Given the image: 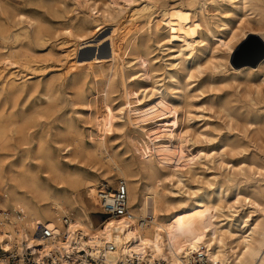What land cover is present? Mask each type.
Segmentation results:
<instances>
[{"label":"rangeland","instance_id":"1","mask_svg":"<svg viewBox=\"0 0 264 264\" xmlns=\"http://www.w3.org/2000/svg\"><path fill=\"white\" fill-rule=\"evenodd\" d=\"M204 2L202 5L193 0H0V21H6L16 32L27 29L30 35L20 44L27 63L17 60L3 73H12L17 82L38 83L39 89L49 81L56 83L53 96L56 107L49 115L33 116L27 132L44 134L68 167L80 165L101 184L107 185L102 177L104 167L83 158L72 160L61 150L68 143L61 133L69 125L87 142L103 138L107 149L130 165L141 182L152 174L149 164H157L158 173L167 177L164 189L170 198L175 195L168 193L178 192L179 188L184 193L199 190L197 194L222 185L228 194L223 198L224 212L250 210V204L242 200L235 203V209L227 208L237 193L259 195L264 187V82L254 66H242L251 69L243 74L236 72L242 68L233 58L237 40L229 56L219 40H227L231 32L239 35L241 29L247 28L259 32V38L262 24L256 21L261 19V3L248 0L246 6L251 10L247 11L249 16H244L246 11L238 10L239 2L235 0ZM145 3L154 6L150 24H137L122 40V46L118 47L120 58L107 86L104 76L87 65L94 58L107 61L109 37L121 31L119 17ZM172 9L176 11L174 15H183L185 20L175 24L174 38L164 32L166 18L162 15ZM187 16H194L195 21L204 17L214 36L206 32L207 41L199 43L190 31ZM29 20L46 30L45 42L35 40V24L29 27ZM78 23L84 24L80 31L76 29ZM66 27L68 33L61 30ZM133 41L137 48H126ZM253 47L250 42L243 52H250ZM72 48L77 50L76 58L66 55ZM86 55L92 58L80 59ZM73 60L72 70L69 65ZM36 67L41 71L31 69ZM79 77L87 101L75 93L73 79ZM145 88H153L154 95L144 98ZM23 97L27 107L39 96L32 92ZM95 98L105 103L107 120L97 118ZM121 106L125 109L118 114ZM139 133L145 135L144 139L137 136ZM177 157H184L186 162L178 168L184 186L178 185L175 175L169 177ZM53 176H50L52 184L57 185L58 179ZM116 183L117 180L109 189ZM89 198L97 209L91 214L93 225L102 228L105 220L100 222L94 197L81 192L76 200L86 202Z\"/></svg>","mask_w":264,"mask_h":264},{"label":"bare ground","instance_id":"2","mask_svg":"<svg viewBox=\"0 0 264 264\" xmlns=\"http://www.w3.org/2000/svg\"><path fill=\"white\" fill-rule=\"evenodd\" d=\"M193 1L205 4L204 0ZM235 1L239 2L237 9L243 11L242 13L246 11L244 14L246 16L247 11L251 10L246 6L248 0ZM255 1L261 3V19L256 23L262 24L263 33L259 39L264 44V0ZM153 7L150 3H145L119 17L121 31L115 33L113 30L115 36L109 37L110 54L106 55L107 61H104V58L103 61H97V58L93 57L94 61L87 65L97 69L98 73L104 76L105 85L109 86L112 73L114 74V65L120 58L118 47L122 46V40L132 33L137 24L141 22L150 24ZM175 13L173 9L162 13L166 18L164 32L172 38L177 35L175 24L179 25L185 21L183 15L177 16ZM194 18L187 16L190 31L197 37L199 43L207 41L206 32L212 34L209 23L204 17L200 21H195ZM33 24L35 22L29 20V27ZM82 26L78 23L76 29L80 31ZM12 28L6 21H0V66L4 67H0V207L10 210L21 209L24 212L25 221L20 226L19 237H28L30 229L36 223L45 224L54 231L60 230L57 216L64 213L70 221L65 227L68 236L63 247L74 242L78 248L89 246L96 253L100 246L111 243L116 246L113 253L117 256L134 253L151 264H192L196 259L208 264H264V187L259 195L237 193L235 201L227 208L235 209V203L242 200L250 204V210L235 209L226 213L223 211L225 207L223 198L228 194L222 185H217L212 191H201L197 194L199 190L184 193L179 188L178 192L168 193L175 195L170 198L164 189V180H167V177H162L158 173L157 164H149L152 174L147 177L146 182H141L130 165L122 163L117 154L107 149L103 138L87 142L75 127L69 125L61 133L68 141L61 150L68 153L67 157H71L72 160L83 158L104 167L105 173L102 177L107 182V185H104L91 174L92 172L89 173L80 165L68 167L61 160L57 150L49 145L44 134L34 135L33 132L29 134L28 121L33 116L49 115L56 107L53 101L56 83L49 81L39 89L38 83L29 84L28 80L17 82L12 73H3L9 66L15 65L17 60L26 62L24 60L26 55L21 51L20 44L24 39L30 38L28 30L16 32ZM68 29L66 27L61 30L67 32ZM33 32L35 40L40 44L47 40L46 30L37 23ZM258 34L256 30L241 29L239 35L231 32L227 40L219 41L229 56L244 38ZM235 40L237 43L233 47ZM126 48L136 49L137 44L135 41L128 42ZM76 51L72 48L67 50L66 55L75 57ZM190 55V60H193V55ZM91 58V55H86L80 59ZM74 64L75 61L71 62L69 68L72 69ZM254 67L264 82V55ZM31 69L41 71L38 67ZM249 70H251L249 67H242L237 68L236 72L243 74ZM81 78L73 79L76 84L74 90L78 97L87 101L88 96L79 86ZM153 91V88L142 89L144 98L153 96ZM157 91L160 90L157 88ZM32 92L38 93V100L26 107L23 95H30ZM159 94L163 97L162 91ZM93 104L97 108V118L107 120L103 100L95 98ZM124 109L125 106H121L117 113H123ZM137 136L144 139L145 135L139 133ZM184 157L176 158L169 175L177 177L179 186L185 185L178 170L185 162ZM53 175L58 179L57 185L52 184L50 176L52 178ZM116 180L117 182L123 180L127 186L128 215L105 219L102 228H95L91 214L96 213L97 209L93 205V200L89 198L86 202L77 201L76 197L81 192L87 193L94 197L99 206V194ZM97 184L100 186L95 190ZM2 237L3 235H0V239ZM105 257L108 260L112 255Z\"/></svg>","mask_w":264,"mask_h":264},{"label":"built area","instance_id":"3","mask_svg":"<svg viewBox=\"0 0 264 264\" xmlns=\"http://www.w3.org/2000/svg\"><path fill=\"white\" fill-rule=\"evenodd\" d=\"M112 191V192H111ZM100 222L109 218H122L128 215L127 186L119 180L111 190L99 194ZM25 221L21 209H3L0 207V264H151L150 261L136 256L123 254L117 256L116 246L105 243L96 253L89 246L78 248L76 243L63 245L67 241L69 217L61 213L57 216L60 230L54 231L45 224L36 223L28 237H19L21 225ZM105 255H112L108 260ZM107 261V262H106ZM192 264H207L196 259Z\"/></svg>","mask_w":264,"mask_h":264},{"label":"water","instance_id":"4","mask_svg":"<svg viewBox=\"0 0 264 264\" xmlns=\"http://www.w3.org/2000/svg\"><path fill=\"white\" fill-rule=\"evenodd\" d=\"M250 42L254 47L250 52L244 53L243 51ZM262 55H264V44L256 35H248L236 47L233 58L238 66L243 64L254 66Z\"/></svg>","mask_w":264,"mask_h":264}]
</instances>
